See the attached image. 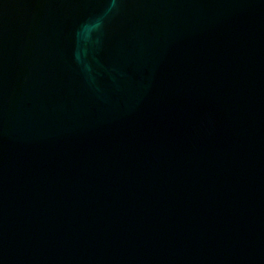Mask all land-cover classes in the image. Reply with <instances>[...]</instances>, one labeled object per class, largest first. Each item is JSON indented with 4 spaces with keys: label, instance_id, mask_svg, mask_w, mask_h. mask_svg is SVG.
<instances>
[{
    "label": "water",
    "instance_id": "95a60500",
    "mask_svg": "<svg viewBox=\"0 0 264 264\" xmlns=\"http://www.w3.org/2000/svg\"><path fill=\"white\" fill-rule=\"evenodd\" d=\"M0 264H264V0H0Z\"/></svg>",
    "mask_w": 264,
    "mask_h": 264
}]
</instances>
